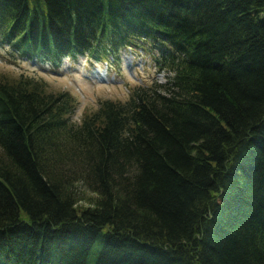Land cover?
Returning a JSON list of instances; mask_svg holds the SVG:
<instances>
[{
  "label": "trees",
  "instance_id": "1",
  "mask_svg": "<svg viewBox=\"0 0 264 264\" xmlns=\"http://www.w3.org/2000/svg\"><path fill=\"white\" fill-rule=\"evenodd\" d=\"M138 46L164 79L80 122L0 74V264H264V0H0L27 60Z\"/></svg>",
  "mask_w": 264,
  "mask_h": 264
},
{
  "label": "rangeland",
  "instance_id": "2",
  "mask_svg": "<svg viewBox=\"0 0 264 264\" xmlns=\"http://www.w3.org/2000/svg\"><path fill=\"white\" fill-rule=\"evenodd\" d=\"M138 47L121 48L118 57L110 55L97 61L87 56L76 60L65 58L57 66L27 60L18 53L13 55L8 47H0V74L11 78L22 74L33 76L45 80L51 91L69 92L77 103L72 118L80 122L97 110L102 100L124 102L135 88L164 79L165 75L158 73L154 53ZM79 185L84 196L81 202L88 205L96 195L81 182Z\"/></svg>",
  "mask_w": 264,
  "mask_h": 264
}]
</instances>
